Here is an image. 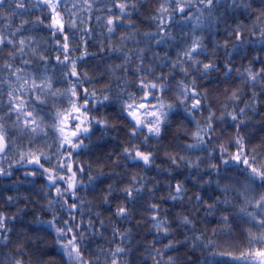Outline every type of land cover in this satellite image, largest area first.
<instances>
[{
  "label": "snow or ice",
  "instance_id": "obj_1",
  "mask_svg": "<svg viewBox=\"0 0 264 264\" xmlns=\"http://www.w3.org/2000/svg\"><path fill=\"white\" fill-rule=\"evenodd\" d=\"M149 262L264 264V0H0V264Z\"/></svg>",
  "mask_w": 264,
  "mask_h": 264
},
{
  "label": "trees",
  "instance_id": "obj_2",
  "mask_svg": "<svg viewBox=\"0 0 264 264\" xmlns=\"http://www.w3.org/2000/svg\"><path fill=\"white\" fill-rule=\"evenodd\" d=\"M148 2L151 4V3H154V0H148ZM141 21H144L143 23H141ZM141 29V31H148L150 30L148 28V23H147V19L145 17V15L143 14V11L141 13V16H140V19H138L136 21ZM95 41H93V47L90 49V51H96V47H95ZM90 63H99V60L97 59L96 61H90ZM203 227H206L208 228L209 230L213 227H216L215 224H209V225H204ZM197 257H199V252H197ZM149 264H151V262H149Z\"/></svg>",
  "mask_w": 264,
  "mask_h": 264
}]
</instances>
